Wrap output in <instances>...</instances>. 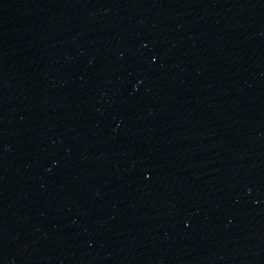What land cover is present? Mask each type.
Masks as SVG:
<instances>
[{
    "label": "water",
    "instance_id": "water-1",
    "mask_svg": "<svg viewBox=\"0 0 264 264\" xmlns=\"http://www.w3.org/2000/svg\"><path fill=\"white\" fill-rule=\"evenodd\" d=\"M0 264H264V0H0Z\"/></svg>",
    "mask_w": 264,
    "mask_h": 264
}]
</instances>
